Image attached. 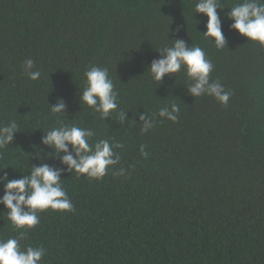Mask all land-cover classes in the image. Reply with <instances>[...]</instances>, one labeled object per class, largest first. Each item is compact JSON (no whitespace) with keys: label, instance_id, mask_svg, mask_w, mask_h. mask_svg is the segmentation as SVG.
I'll return each mask as SVG.
<instances>
[{"label":"trees","instance_id":"1","mask_svg":"<svg viewBox=\"0 0 264 264\" xmlns=\"http://www.w3.org/2000/svg\"><path fill=\"white\" fill-rule=\"evenodd\" d=\"M197 2L0 0V127L17 124L0 147V176L61 169L74 207L39 211L36 226L16 229L0 204V238L23 232L21 249L46 250L40 264H264V46L230 28L240 0H218L226 46L217 48ZM174 38L203 49L226 104L188 94L183 67L152 79L151 62ZM92 66L108 70L117 93L106 118L80 100ZM58 99L65 108L53 113ZM172 103L176 121L158 115ZM140 114L153 121L147 131ZM62 125L91 130L89 144L122 145L119 161L99 179L66 171L65 153L42 143Z\"/></svg>","mask_w":264,"mask_h":264},{"label":"clouds","instance_id":"2","mask_svg":"<svg viewBox=\"0 0 264 264\" xmlns=\"http://www.w3.org/2000/svg\"><path fill=\"white\" fill-rule=\"evenodd\" d=\"M217 7L218 0H198L195 4V12L203 13L207 18L206 30L203 34L214 38L217 48H223L226 46V41L221 31ZM226 15L232 21L231 29L247 40L264 46V0H240ZM172 40H174L172 46L161 49L160 57L151 62L148 70L152 79L160 82L165 74L177 73L183 67L185 74L192 81L187 87L188 94L193 97L207 94L221 104H226L230 94L219 82L210 81L209 73L213 65L206 59L203 49L187 45L179 38ZM33 68L32 59L24 61L23 71L30 79L36 80L41 73L38 70L34 71ZM84 77L86 86L80 93V100L100 113L102 118L108 117L117 108V93L114 91L113 81L108 77V70L92 66L85 71ZM64 108L63 100L58 99V103L51 106V111L61 113ZM178 112L179 106L172 103L169 107L159 109L158 115L176 121ZM119 115L121 120L126 119L124 112ZM139 118L144 122L142 131H147L153 126V121L144 114H140ZM16 132L17 124L14 121L0 127V147L11 142ZM92 136L93 132L89 129L62 125L47 131L42 137V143L49 145L56 152L65 153L61 157V163L67 165L66 171H75L99 179L106 174L108 166L119 161V156L113 151V147L118 148L122 145L113 146L107 139L89 144V138ZM69 145L72 152H69ZM61 171L42 164L32 166L28 175L16 179H7V173L0 176V182L3 183L0 204L8 210L7 218L16 229L36 226L40 222L37 213L45 209L74 210L66 190L62 187ZM24 238L23 232L16 237L0 238V264H40L46 250L31 245L21 249L20 241Z\"/></svg>","mask_w":264,"mask_h":264}]
</instances>
